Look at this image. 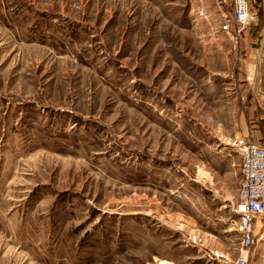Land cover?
I'll use <instances>...</instances> for the list:
<instances>
[{
  "label": "rangeland",
  "instance_id": "rangeland-1",
  "mask_svg": "<svg viewBox=\"0 0 264 264\" xmlns=\"http://www.w3.org/2000/svg\"><path fill=\"white\" fill-rule=\"evenodd\" d=\"M258 3L234 40L214 0H0V264H256L232 143L264 146Z\"/></svg>",
  "mask_w": 264,
  "mask_h": 264
},
{
  "label": "built area",
  "instance_id": "built-area-1",
  "mask_svg": "<svg viewBox=\"0 0 264 264\" xmlns=\"http://www.w3.org/2000/svg\"><path fill=\"white\" fill-rule=\"evenodd\" d=\"M214 2L217 8L224 11L221 15L220 31L231 34L234 40L240 39L251 22L250 0H214ZM232 144L240 160V180L232 212L238 219L247 247L258 242L252 234V221L264 214V146L249 137L237 139ZM236 264H246V260L240 257Z\"/></svg>",
  "mask_w": 264,
  "mask_h": 264
},
{
  "label": "crops",
  "instance_id": "crops-1",
  "mask_svg": "<svg viewBox=\"0 0 264 264\" xmlns=\"http://www.w3.org/2000/svg\"><path fill=\"white\" fill-rule=\"evenodd\" d=\"M258 4H259L258 9L260 12H262V15L264 16V0H259ZM263 22H264V20H263ZM259 23H260V21L257 20V18H255L254 21L251 20L249 25H251V24L253 25L254 33L251 31V28H249V26H248L246 31H248V33H249V40L261 39V37H262L261 32L262 31L260 30V24ZM262 26H264V24ZM256 27H258L259 30L255 31ZM261 76L263 77L262 78L263 80L261 79L262 80L261 82L263 83L264 82V72ZM247 78H248V76H247ZM258 225H259L258 222L257 223L253 222V229L255 230L256 228H258ZM254 230H253V232H254ZM262 237H263V233L256 237V239L258 240L257 243L262 242V240H263ZM255 251H256V254H255L256 255L255 256L256 262L255 263L256 264H264V250H263V252H261L262 250H260V249L259 250L256 249Z\"/></svg>",
  "mask_w": 264,
  "mask_h": 264
},
{
  "label": "trees",
  "instance_id": "trees-1",
  "mask_svg": "<svg viewBox=\"0 0 264 264\" xmlns=\"http://www.w3.org/2000/svg\"><path fill=\"white\" fill-rule=\"evenodd\" d=\"M258 5H259V4H258ZM256 10L259 11L258 6L256 7ZM256 15H257V14H256ZM257 20L261 21L260 18H259V16L257 17ZM250 28H251V31L254 33V29H253L254 27H253L252 24L250 25ZM257 30H259L258 27H256V30H255V31H257Z\"/></svg>",
  "mask_w": 264,
  "mask_h": 264
}]
</instances>
